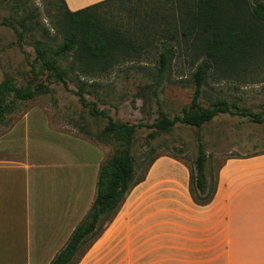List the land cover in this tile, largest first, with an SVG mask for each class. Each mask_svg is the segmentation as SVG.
<instances>
[{
    "label": "crops",
    "instance_id": "1",
    "mask_svg": "<svg viewBox=\"0 0 264 264\" xmlns=\"http://www.w3.org/2000/svg\"><path fill=\"white\" fill-rule=\"evenodd\" d=\"M100 1L64 0L69 11ZM13 114L0 123V264H49L93 201L101 159L68 150L38 107ZM216 179L197 206L187 167L155 158L74 264H264V153L226 160Z\"/></svg>",
    "mask_w": 264,
    "mask_h": 264
},
{
    "label": "trees",
    "instance_id": "2",
    "mask_svg": "<svg viewBox=\"0 0 264 264\" xmlns=\"http://www.w3.org/2000/svg\"><path fill=\"white\" fill-rule=\"evenodd\" d=\"M59 1L62 12H59L56 30L62 34V40L55 45L34 41L35 58L31 63L32 77L28 83L17 86L12 78H2L0 123L16 111L17 102L30 101L48 92L46 82L40 81L43 75H46L44 79H52L64 88H67L68 82H74L75 95L81 106L88 108L91 116L106 119L96 133L78 126L82 134L91 137L96 143L112 144L114 150L99 165L95 194L89 209L74 227L64 246L49 262L74 264L85 252L78 255L81 247L104 231L130 190L146 175L144 173L140 178L135 177L131 149L137 126L117 122L104 111L98 110L94 103H89L84 96L88 92L84 78L95 77L118 60H126L156 43L158 52L151 74L152 83L145 85V89L156 97L159 88L169 80L175 61L184 53L190 67L187 80L193 86V93L189 104L182 108L179 115L169 118L158 108L156 119L146 125L150 129L147 138L169 132L176 123L199 130L220 114L262 123L264 117L260 113H254L225 98H217L205 107L200 105L199 98L210 77L217 76L220 80L239 76L252 70L263 57L264 0H170L169 5L168 0H154L150 5L144 1L141 5H147L146 9L136 5L128 10L134 18L141 12L133 23L134 29L110 26L99 15L101 6L116 0H103L77 11H69L64 0ZM164 4L169 8H163ZM1 24L16 30L15 25L6 19ZM19 27L25 29L23 21ZM33 29L30 27L28 31ZM41 31L47 32V28ZM17 36H20L18 32ZM67 56H71L72 61L67 67H62L61 61ZM72 72L76 73L72 76ZM89 86L95 90V83ZM196 143L197 154L193 167H187L188 191L195 205L205 206L214 197L216 182L213 187L209 185L204 169L207 159L198 132ZM154 160L147 163V170Z\"/></svg>",
    "mask_w": 264,
    "mask_h": 264
},
{
    "label": "rangeland",
    "instance_id": "3",
    "mask_svg": "<svg viewBox=\"0 0 264 264\" xmlns=\"http://www.w3.org/2000/svg\"><path fill=\"white\" fill-rule=\"evenodd\" d=\"M144 1L149 5L154 2L116 0L101 6L98 9L99 15L110 26L134 29L133 23L141 12L134 18L128 10ZM169 3L170 0L167 4ZM141 6V9L148 7ZM163 8L169 7L164 4ZM59 12H62L59 0H0V81L4 76L12 78L17 86L30 81L31 63L35 58L34 41H46L55 45L62 40V34L56 30ZM3 19L13 23L16 30L2 25ZM21 21L25 29L19 27ZM30 27L34 29L29 32ZM43 28H47V32L41 31ZM157 52L158 47L154 43L126 60H118L97 76L84 78L87 82L85 89L88 90L84 96L89 103H94L98 110L104 111L117 122L137 126L131 149L136 178L147 173V163L159 156L176 159L192 169L197 154V132L201 136L207 159L204 169L212 187L215 182L217 184V169L226 160L264 153V121L254 123L246 118L227 114L216 116L199 130L176 123L169 132L147 138L150 129L146 125L156 119L158 108L172 118L189 104L193 93V86L187 80L190 67L184 53L175 61L169 80L159 88L156 97L145 89V85L152 83L151 74ZM71 61L72 57L67 56L61 61V66L67 67ZM255 65L252 70L230 79L210 77L199 98L200 105L205 107L217 98H225L264 117V55ZM75 73L72 72L71 75ZM45 76H41L40 81L46 82L48 92L30 101L17 102L15 114L7 122L16 120L28 107L36 106L44 112L48 128L66 139L63 143L68 150H75L77 145L81 153L82 146L91 147L99 155L102 164L112 154L114 146L94 142L91 137L82 134L78 126L96 133L103 127L106 119L91 116L89 109L81 106L75 95L74 82H68L67 88H64L52 79H44ZM92 82L95 83V90L89 86ZM90 243V240L87 241L78 255Z\"/></svg>",
    "mask_w": 264,
    "mask_h": 264
}]
</instances>
